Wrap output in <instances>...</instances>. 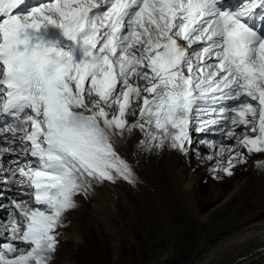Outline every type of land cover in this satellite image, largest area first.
Instances as JSON below:
<instances>
[{"label":"snow or ice","instance_id":"1","mask_svg":"<svg viewBox=\"0 0 264 264\" xmlns=\"http://www.w3.org/2000/svg\"><path fill=\"white\" fill-rule=\"evenodd\" d=\"M210 131L213 179L264 155V0H0V264H52L77 196L136 182L118 141Z\"/></svg>","mask_w":264,"mask_h":264},{"label":"bare ground","instance_id":"2","mask_svg":"<svg viewBox=\"0 0 264 264\" xmlns=\"http://www.w3.org/2000/svg\"><path fill=\"white\" fill-rule=\"evenodd\" d=\"M139 135L118 142L125 141L124 147H132ZM208 154L197 161L201 167L194 174L188 171L179 153L170 149L137 157L141 183L135 187L122 183L119 200L105 204L122 225L132 218L142 232V238L137 240L143 250L134 264H227L228 256L235 261L233 264H249L251 258L264 253V194L259 192L260 187L264 189V185L259 186L264 173L255 166L258 158H251L244 165L246 171L226 182L224 188L212 182L207 201L197 206V200H204L198 179L207 165H213V160H209L212 152L209 150ZM166 174H170V180ZM225 180L220 178L219 182ZM174 189H178V199ZM203 203L210 204L202 212ZM154 208L160 213H155ZM89 211L93 217L104 219L98 205L93 204ZM133 213L145 226L135 222ZM121 232L130 230L122 228ZM138 232L132 230L133 235L122 237L128 251L137 247L134 236ZM116 235L103 239L110 241L105 244L111 254L118 250L112 241ZM217 246L219 250L211 255ZM254 259L262 261L261 257Z\"/></svg>","mask_w":264,"mask_h":264},{"label":"rangeland","instance_id":"3","mask_svg":"<svg viewBox=\"0 0 264 264\" xmlns=\"http://www.w3.org/2000/svg\"><path fill=\"white\" fill-rule=\"evenodd\" d=\"M208 155L205 157L207 158ZM203 158V157H202ZM209 166H211L213 168V166H215L214 164H209L205 167V173H202L201 176L198 179V185H199V189H201V193L202 198L204 199V202L207 201L206 194L210 191V187L213 183H217V184H221V186L224 188V184H226V182L230 183L233 181V178L239 174H241V171H245L246 169L239 167L235 173L232 176H226V175H219V177L226 179L223 182H219L218 179H213V172H209ZM201 165H199L197 162H195L193 165L191 164L190 166L187 167L188 171L192 172L194 174V172L198 171L200 169ZM139 173V172H138ZM213 173V174H211ZM211 183V184H210ZM229 189V188H228ZM194 194H196V192H194ZM115 222L117 223V228L118 229H122V228H126L127 230H130V234L133 235L132 230H136L139 231L135 236V242L137 244L136 248H132L130 253L128 251V249H126L125 247H121L122 242L119 240L116 245L118 250H115L112 254L110 253L109 247L105 244V251L103 252L102 258L105 256V260L107 261V264H134L133 262L138 261V257L140 256L139 254L141 253L142 246L141 244L138 242V237L139 239L142 238V232H140V230L138 228H136L134 226V222L133 219L130 218L129 221L125 222L124 225H122L119 222L118 218H114ZM129 233L127 232V235L129 237ZM139 235V236H138ZM106 243V242H105ZM110 244V243H109ZM141 246V247H139ZM138 249V250H137ZM119 257V258H118ZM124 261H123V260ZM132 262V263H131ZM83 264H87L86 261Z\"/></svg>","mask_w":264,"mask_h":264}]
</instances>
